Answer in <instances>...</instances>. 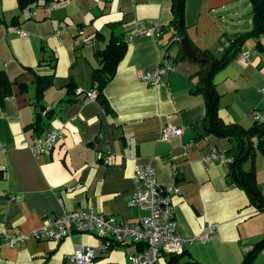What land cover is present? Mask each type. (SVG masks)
Segmentation results:
<instances>
[{"label":"crops","instance_id":"1","mask_svg":"<svg viewBox=\"0 0 264 264\" xmlns=\"http://www.w3.org/2000/svg\"><path fill=\"white\" fill-rule=\"evenodd\" d=\"M51 4L55 9L49 11ZM185 19L192 50L218 57L221 43L252 31V3L187 0ZM171 20L170 0H37L23 9L19 0H0V72L14 83L12 95L0 106V264H67L65 257L76 247L97 248L96 237L78 233L59 242L31 241L15 249L3 245L4 232H31L77 208L127 224L144 217L145 212L128 205L140 166L154 168L161 186L179 189L172 208L185 250L158 264H240L264 237V212H257L227 175L233 142L214 135L198 138L207 112L196 92L198 62L203 61L191 60L171 39V30L126 42L136 28H167ZM17 30L27 37H19ZM111 38L123 39L127 51L104 90L107 113L88 94L96 92L91 79L98 66L95 53ZM259 42L264 47L262 37L247 40L238 57L213 78L224 124L247 130L255 124L254 112H264ZM242 53L249 54L248 62L240 60ZM182 54L187 59L181 60ZM163 59L173 70L153 89L139 75L152 72ZM51 76L42 104L53 111L49 131L60 130L63 138L35 158L27 145L38 137L32 128L36 84ZM69 82L75 86L72 95ZM167 126L182 135L163 140ZM254 146L242 168L249 171L253 164L264 198V153L257 142ZM211 225L216 229L209 240L197 241ZM134 251H97L94 263L129 264ZM253 264H264V249Z\"/></svg>","mask_w":264,"mask_h":264},{"label":"built area","instance_id":"2","mask_svg":"<svg viewBox=\"0 0 264 264\" xmlns=\"http://www.w3.org/2000/svg\"><path fill=\"white\" fill-rule=\"evenodd\" d=\"M53 9H55L54 4L47 7L49 11ZM60 33L57 32V34ZM16 34L21 38L27 37V33L21 30H17ZM160 34V27L136 28L127 37L126 42L129 43L135 36L153 37ZM224 47L227 45L220 47L219 50H223ZM240 60L248 62L249 54L242 53ZM172 70V63L168 59H163L155 70L142 73L139 77L147 85L156 89L161 78ZM262 74L264 77V65ZM262 95L264 96V89ZM95 96V93L88 94L90 99H95ZM253 118L258 125H264V112H254ZM181 135L182 130H176L170 126L165 127L161 134L165 141ZM62 138V131L53 129L44 136L37 137L27 145V148L35 158H38L51 152ZM253 142H257V139L253 138ZM98 158L104 160V163H108L107 158H103L101 154H98ZM134 180L136 191L128 205L146 213L144 217L134 223L127 224L114 217L98 214L91 209L77 208L66 212L61 217L47 220L40 228L31 232L19 234L4 232L1 234L3 245L9 249H15L21 248L31 241L59 242L78 233L96 237L99 240V245L97 248L76 247L72 254L65 257L67 264H95L97 251L108 253L115 247L135 248V251L128 256L129 264H158L167 257L182 255L185 250V241L177 232L172 208V199L179 195V189L161 186L155 169L150 166L137 167ZM215 229V225L206 226L197 241L206 242Z\"/></svg>","mask_w":264,"mask_h":264},{"label":"trees","instance_id":"3","mask_svg":"<svg viewBox=\"0 0 264 264\" xmlns=\"http://www.w3.org/2000/svg\"><path fill=\"white\" fill-rule=\"evenodd\" d=\"M37 0H19L20 7L23 9L27 5ZM253 29L252 31L235 37L229 42L221 43L220 47L227 45L223 50H219V56L212 52H194L203 59L198 62L201 69L197 75L198 82L196 92L201 94L206 105V115L202 121L203 130L198 131V138L214 135L220 138L230 139L234 146L231 156V162L228 165L227 175L231 183L243 190L247 195L249 204L256 208L257 212H264V198L257 182L254 166L252 164L249 171H244L242 166L250 158L254 146L253 138L257 139V149L264 153V125L255 123L250 129H243L236 124H224L218 117L219 94L213 83L216 73L223 70L228 64L233 62L243 51L244 44L251 38L264 39V0H251ZM172 20L167 28L161 27V33L173 31L171 39L176 38L175 42L186 39V5L187 0H170ZM98 37V36H97ZM187 40V39H186ZM257 47L264 50L259 42ZM127 51V44L120 38H111L104 50L97 51L95 57L98 66L93 70L92 83L96 100L101 103L107 113L111 110L104 96L106 86L114 79L120 62L124 59ZM181 60L187 59L185 54L180 56ZM192 60V59H191ZM195 61V60H193ZM53 77L39 78L36 84L35 102V121L32 124L33 131L38 137L44 136L49 131V124L53 118V111L47 110L42 104L44 92L50 87ZM14 83L7 76L0 72V106L5 99L12 95ZM68 94H73L75 86L72 82L67 85ZM24 89V88H23ZM47 132V133H46ZM248 149L249 153L246 154ZM264 249V237L252 246L250 251L246 252L240 264H253L259 253Z\"/></svg>","mask_w":264,"mask_h":264},{"label":"water","instance_id":"4","mask_svg":"<svg viewBox=\"0 0 264 264\" xmlns=\"http://www.w3.org/2000/svg\"><path fill=\"white\" fill-rule=\"evenodd\" d=\"M180 44L182 45V49L184 51V53L192 60L195 61H204L203 59L199 58L192 50L191 46L189 45V43L187 42V40L182 39L180 41Z\"/></svg>","mask_w":264,"mask_h":264}]
</instances>
